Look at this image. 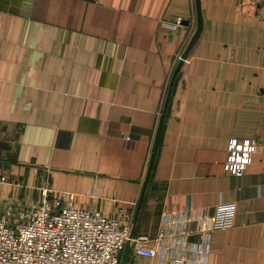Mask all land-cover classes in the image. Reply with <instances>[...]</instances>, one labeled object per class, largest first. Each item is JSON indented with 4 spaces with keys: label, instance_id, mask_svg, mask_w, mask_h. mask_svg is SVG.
<instances>
[{
    "label": "crops",
    "instance_id": "crops-1",
    "mask_svg": "<svg viewBox=\"0 0 264 264\" xmlns=\"http://www.w3.org/2000/svg\"><path fill=\"white\" fill-rule=\"evenodd\" d=\"M199 8L0 0L1 212L40 200L44 186L76 208L130 216L131 233L158 249L171 216L234 203L233 225L211 232L204 264H264V0ZM231 139L259 142L241 175L224 169ZM126 264H160V254L137 258L131 246Z\"/></svg>",
    "mask_w": 264,
    "mask_h": 264
},
{
    "label": "built area",
    "instance_id": "built-area-1",
    "mask_svg": "<svg viewBox=\"0 0 264 264\" xmlns=\"http://www.w3.org/2000/svg\"><path fill=\"white\" fill-rule=\"evenodd\" d=\"M258 148L256 139H231L225 171L244 174ZM52 191L46 187L40 200L0 211V264H120L128 243L137 258L160 254V264H204L211 232L230 228L236 210L234 203H221L214 214L204 209L171 216L172 229H164L157 249L149 236L131 235L130 216L122 222L101 210L76 208L72 196L51 199Z\"/></svg>",
    "mask_w": 264,
    "mask_h": 264
},
{
    "label": "water",
    "instance_id": "water-1",
    "mask_svg": "<svg viewBox=\"0 0 264 264\" xmlns=\"http://www.w3.org/2000/svg\"><path fill=\"white\" fill-rule=\"evenodd\" d=\"M197 7H198V11H199L198 13H199V16H200V8H199L200 7V0H197ZM200 22H201V20H200ZM199 32H200V28L197 30V32L195 33V35L193 36V38L189 42V44H188V46H187V48H186V50H185V52L183 54V58L188 56L190 50L192 49V46L194 45V43H195V41H196V39H197V37L199 35ZM182 65H183V60L181 59L180 62L178 63V65H177L173 75H172L171 80H170V85H169V88H168V93H167L164 109H163V112H162V114L160 116L158 128H157V131H156V136H155L154 145H153V154H152L151 163H150L149 171H148V174H147V178H146V181L144 182L142 197H143L144 191H145V189L147 187L148 181H149V179L151 177L152 166H153V163H154V160H155V153H156V151L158 149V146H159V143H160V139H161V134H162V131H163V125H164V120H165V116H166L167 105H168V102H169V99H170V96H171L172 85H173L175 76H176L177 72L180 70V68L182 67ZM142 197H141L140 202L138 204V208L140 207V204L142 202ZM131 235L133 236L134 232H132ZM130 249H131V245H130V243H128L126 245V247H125L121 264H126L127 263L128 256H129V253H130Z\"/></svg>",
    "mask_w": 264,
    "mask_h": 264
},
{
    "label": "rangeland",
    "instance_id": "rangeland-1",
    "mask_svg": "<svg viewBox=\"0 0 264 264\" xmlns=\"http://www.w3.org/2000/svg\"><path fill=\"white\" fill-rule=\"evenodd\" d=\"M44 188H46V187H44V186L42 187V194H43V190H44ZM57 195H59V194H56V196H57ZM65 196H66V198H69V197L72 196V195H71V194L69 195L68 193H63L61 199L63 200V198H65ZM49 197H50V194H49ZM41 198H42V197H41ZM13 202H18V201L15 200V201H12L11 203H13ZM11 203H10V204H11ZM10 204H9V205H10ZM17 204H20V203H17ZM9 205H8V206H9Z\"/></svg>",
    "mask_w": 264,
    "mask_h": 264
}]
</instances>
